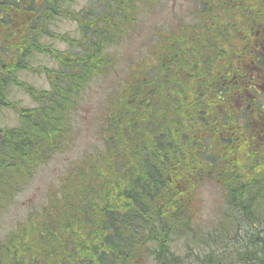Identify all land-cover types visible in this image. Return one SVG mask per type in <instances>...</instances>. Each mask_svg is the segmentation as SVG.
I'll list each match as a JSON object with an SVG mask.
<instances>
[{"label": "trees", "instance_id": "1", "mask_svg": "<svg viewBox=\"0 0 264 264\" xmlns=\"http://www.w3.org/2000/svg\"><path fill=\"white\" fill-rule=\"evenodd\" d=\"M150 2L89 0L75 11L73 0H0V109L18 117L16 126L0 127V218L36 168L68 147L83 89L114 65L110 48L123 15L125 30L137 7ZM61 17L77 22L78 38L51 30ZM45 36L82 51L52 53ZM39 56L56 67L37 64ZM162 63L159 76L169 70L168 59ZM133 64L106 110L103 147L72 165L45 201L0 237V264H264V150L224 154L226 117L216 94L204 114L195 105L199 88L171 94L159 87L154 64ZM22 72L43 75L49 90L33 88ZM12 86L37 105L19 107ZM204 180L220 186L224 205L209 225L198 222ZM177 239L185 240L183 254L172 246Z\"/></svg>", "mask_w": 264, "mask_h": 264}, {"label": "flooded vegetation", "instance_id": "2", "mask_svg": "<svg viewBox=\"0 0 264 264\" xmlns=\"http://www.w3.org/2000/svg\"><path fill=\"white\" fill-rule=\"evenodd\" d=\"M145 9L137 8L136 14ZM156 47L160 88L168 86L171 94L199 88L201 99L195 98V105L199 101L204 114L210 93L221 100L218 109L231 116L222 119L224 154L243 157L252 146L264 150V0H188L174 13L169 33L157 32ZM167 59L168 74L159 76ZM179 62L192 65L177 69ZM229 122L235 123L238 136L229 133Z\"/></svg>", "mask_w": 264, "mask_h": 264}, {"label": "rangeland", "instance_id": "3", "mask_svg": "<svg viewBox=\"0 0 264 264\" xmlns=\"http://www.w3.org/2000/svg\"><path fill=\"white\" fill-rule=\"evenodd\" d=\"M89 2V0H87ZM188 0H161L152 10H148L140 17L136 24L125 31L124 40L113 45L110 51L116 56L114 67L106 73H100L87 83L76 105V111L71 113L73 121L74 138L68 147L61 153H55L48 163L38 166L31 176L25 181L22 189L15 194L14 203L10 205L0 218V237H3L12 230L18 221L22 220L26 213L45 201L47 194L53 188H57L61 179L65 176L69 168L80 159L92 155L99 151L103 144L101 141V129L99 117L104 116L106 108L109 107L113 99V91L121 82V75L126 66H134L135 60H141L145 55L148 37L153 25L167 27L173 21V14L182 7L187 6ZM86 4V0H73L72 6L80 8ZM58 32H64L68 38L77 37L76 24L69 19H61L56 22V27L52 28ZM149 29L148 33L147 30ZM145 30L146 34L143 33ZM43 43H51L58 50L80 52V47H69L67 44L53 39H44ZM153 39L150 41L152 43ZM57 48L54 52L58 53ZM149 49V48H148ZM151 49V47H150ZM37 64L49 67H56L51 59L39 56ZM46 59L44 63L43 60ZM139 60V61H140ZM20 79L41 90H49L50 82L39 74L22 72ZM10 98L17 102L19 107H32L37 105V101L32 96H27L23 90L15 86L10 87ZM17 113L9 108L0 110V127H13L17 124ZM197 211L199 212L198 222L209 225L210 221L216 222L222 212L223 198L222 192L217 184L208 181L203 182L199 188ZM211 226L203 228L204 232L209 231ZM252 227L246 226L244 231ZM254 232V231H253ZM243 234V231H240ZM264 235V232H259ZM244 235V234H243ZM232 240L229 239V242ZM193 251H197L194 243L191 242ZM185 240L177 239L172 243L175 251L183 254L185 252Z\"/></svg>", "mask_w": 264, "mask_h": 264}, {"label": "bare ground", "instance_id": "4", "mask_svg": "<svg viewBox=\"0 0 264 264\" xmlns=\"http://www.w3.org/2000/svg\"><path fill=\"white\" fill-rule=\"evenodd\" d=\"M34 88V87H33ZM20 134V133H19ZM254 196V195H253Z\"/></svg>", "mask_w": 264, "mask_h": 264}]
</instances>
